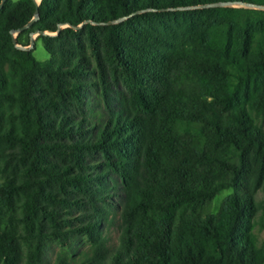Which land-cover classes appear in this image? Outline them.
Wrapping results in <instances>:
<instances>
[{"label": "trees", "instance_id": "1", "mask_svg": "<svg viewBox=\"0 0 264 264\" xmlns=\"http://www.w3.org/2000/svg\"><path fill=\"white\" fill-rule=\"evenodd\" d=\"M217 3L264 5L41 0L15 44L41 32L48 63L12 40L35 3H4L0 264H50L73 207L70 232L89 250L78 264H264L252 236L264 214V10L206 7Z\"/></svg>", "mask_w": 264, "mask_h": 264}, {"label": "rangeland", "instance_id": "2", "mask_svg": "<svg viewBox=\"0 0 264 264\" xmlns=\"http://www.w3.org/2000/svg\"><path fill=\"white\" fill-rule=\"evenodd\" d=\"M13 1H16V0H13ZM255 1L264 2V0H255ZM230 8H246V7L240 6L237 4V5L231 6ZM37 37H38L37 35L33 36L34 48L32 49V55L37 61L41 63H48L49 56L44 50L41 42L37 40ZM23 41L25 42L27 41L30 44V37L24 36ZM259 124L264 129V122H261ZM231 193H232V190L221 191L212 200V202L204 208L203 212L204 213L209 212V213H214V214L217 213L224 198L230 195ZM262 198H263L262 192H258L256 195V200L260 201L262 200ZM68 211H72L71 214H68ZM82 212L83 211H81V209L77 207L70 208L67 211L64 208L61 210V216L66 215L64 213H67V218L70 219V224L64 227V230L69 231L70 239L68 240L65 246H62L57 241L52 242L48 250V254H47L50 264L55 263L56 257L58 256L59 253L63 251V248L66 249L65 255L67 256L66 262L68 264H78L84 257V254L86 252L88 253L89 251L88 244L86 243L85 238L79 232H70V230L73 227H77L78 223L75 220L82 216ZM104 235L107 239V243L109 247H114L117 245L118 235H119L118 220H115L113 223L107 224V226L104 229ZM252 236L254 238L255 245L258 248H262L264 250V214H262L260 211L257 212L253 220Z\"/></svg>", "mask_w": 264, "mask_h": 264}, {"label": "water", "instance_id": "3", "mask_svg": "<svg viewBox=\"0 0 264 264\" xmlns=\"http://www.w3.org/2000/svg\"><path fill=\"white\" fill-rule=\"evenodd\" d=\"M7 0H1L0 1V8H2V6L4 5V3L6 2ZM35 5H36V9H35V12H34V17L32 18V20L26 25L24 26L22 29H20L19 31L17 32H13L12 33V40H13V43L15 44V35H17L18 33L22 32V31H25L26 29H28L37 19H38V5L40 3L41 0L39 1H36V0H32ZM240 5V6H245L246 8L248 9H255V10H264V6H256V5H251V4H242V3H217V4H212V5H209V6H206V7H231L233 5ZM67 26H63V28H65ZM63 28H59L58 32L63 29ZM75 29V28H74ZM57 32V33H58ZM56 33V34H57ZM42 33L41 32H33V33H30L29 34V37H30V45L28 47H21L19 45H16V48L18 50H22V51H30L31 49H33L34 47V39H33V36L37 35H41Z\"/></svg>", "mask_w": 264, "mask_h": 264}, {"label": "bare ground", "instance_id": "4", "mask_svg": "<svg viewBox=\"0 0 264 264\" xmlns=\"http://www.w3.org/2000/svg\"><path fill=\"white\" fill-rule=\"evenodd\" d=\"M36 1H39V0H36Z\"/></svg>", "mask_w": 264, "mask_h": 264}]
</instances>
